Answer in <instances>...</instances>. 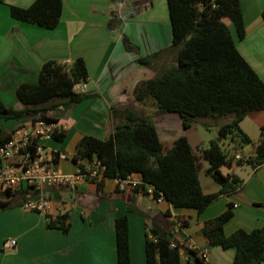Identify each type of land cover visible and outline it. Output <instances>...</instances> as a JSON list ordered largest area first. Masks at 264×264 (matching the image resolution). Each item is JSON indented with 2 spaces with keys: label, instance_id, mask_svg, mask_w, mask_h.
Here are the masks:
<instances>
[{
  "label": "crops",
  "instance_id": "1",
  "mask_svg": "<svg viewBox=\"0 0 264 264\" xmlns=\"http://www.w3.org/2000/svg\"><path fill=\"white\" fill-rule=\"evenodd\" d=\"M33 1L4 0L0 4V98L6 107L20 110L23 106L14 96L15 87L21 81H36L43 62L55 59L69 65L77 57L83 59L88 79L74 89L86 96L48 112L63 126L65 136L61 141L51 138L44 142L50 149L66 153L67 158L58 161L57 169L73 175L78 164L71 155L78 140L84 135L108 137L117 124L124 122L123 113L138 106L134 100L138 83L176 63L169 47L167 2L62 0L61 16L53 28L10 15V5L27 7ZM239 2L245 36L235 39L236 48L264 82V0ZM127 6H132L133 12L118 21V12ZM165 6L167 14L163 12ZM231 32L234 35V28ZM157 54L156 61L148 65L138 62L140 57ZM253 112L264 110L249 112L239 124L252 140L259 137L264 125V121L256 122V136H251L244 123ZM153 115L147 117L155 125L161 142L172 143L174 136L163 140L159 127L171 136L173 128L180 127V117L158 110ZM30 121V115H23L18 119H0V125L10 132ZM240 178L243 184L236 192L219 195L200 213L193 208L175 207L164 198L153 199L152 190L145 186L143 191L141 178L135 173L125 180L106 178L101 187L99 179L89 178L79 180L74 189L48 187L50 205L46 214L22 205L0 210V264H117L115 219L122 214L128 220L130 264H146L145 219L128 207L153 218L171 231L177 241L204 253L207 264H232L235 249L209 246L201 228L204 221L223 212L228 202L235 206L232 218L224 224L226 235L236 227L250 231L263 224L264 165L251 168ZM201 188L204 193L218 190H204L202 185ZM62 212L68 213V232L46 225L47 218L54 219ZM181 221L187 224L181 226ZM10 239L15 244L5 247L4 242ZM186 259V253L181 251V263L185 264Z\"/></svg>",
  "mask_w": 264,
  "mask_h": 264
},
{
  "label": "trees",
  "instance_id": "2",
  "mask_svg": "<svg viewBox=\"0 0 264 264\" xmlns=\"http://www.w3.org/2000/svg\"><path fill=\"white\" fill-rule=\"evenodd\" d=\"M3 2L0 0V4ZM166 2L171 28L169 47L174 51L176 63L140 81L134 90V100L139 103L146 98L152 99L159 112L176 113L183 128L190 127L196 117L228 115L229 120L218 127V138L202 148L199 156L194 154L184 135L176 138L164 153L152 120L135 109H127L122 115L124 122L117 124L108 137L82 136L71 159L79 167L85 159L95 157L100 160L104 169L98 187L106 178L122 180L135 173L141 178L143 191L145 186L151 187L153 199L164 198L175 207L193 208L200 213L216 197L232 194L243 184L234 173L222 174V166L248 164L255 169L264 165V125L260 127L256 141H252L239 125L249 112L264 110V82L236 48L235 39L241 40L245 36L239 0ZM9 10L13 18L53 28L61 16L62 0H34L27 7L10 5ZM223 18L230 20L234 35ZM150 61V56L138 58L143 65L150 64ZM87 79L88 71L81 57L69 65L55 59L46 60L36 81H21L15 87L14 96L22 109L8 108L0 98V119L30 115L32 121L57 122L48 112L64 103L83 99L86 94L75 91L74 86ZM64 136L61 131L54 133L53 138L61 141ZM228 136L231 139L237 137L244 144H253L252 154L244 159L228 155L219 145V140ZM9 138L10 133L0 125V147ZM200 158L208 162L206 172L219 185L215 192L202 191L198 175ZM1 193L8 198L0 199V210L22 205L26 198V191L2 190ZM128 209L146 217V264H182L181 251L187 255L185 264H207L199 250L174 239L171 231L143 212ZM233 209L234 203L228 202L223 212L203 222L201 231L207 244L222 249L234 248L232 264L263 263L264 222L250 231L237 229L226 235L224 224L232 218ZM165 214L170 213L166 211ZM179 223L184 226L187 221ZM46 225L68 232V213L62 212L54 219L47 218ZM115 239L117 264H130L125 214L115 219Z\"/></svg>",
  "mask_w": 264,
  "mask_h": 264
},
{
  "label": "built area",
  "instance_id": "3",
  "mask_svg": "<svg viewBox=\"0 0 264 264\" xmlns=\"http://www.w3.org/2000/svg\"><path fill=\"white\" fill-rule=\"evenodd\" d=\"M61 131L63 126L58 121L31 120L28 124L12 129L9 132V140L0 147V189L12 192L26 191L22 206L30 211L46 214L50 205L48 187L74 189L79 180L102 177L104 167L95 157L83 160L82 167L78 166L73 175L58 171V161L67 158V155L62 151L50 149L44 142L53 138L54 133ZM235 157L239 158V155ZM14 244L12 239L4 242L5 247ZM202 256L206 261L204 253Z\"/></svg>",
  "mask_w": 264,
  "mask_h": 264
},
{
  "label": "rangeland",
  "instance_id": "4",
  "mask_svg": "<svg viewBox=\"0 0 264 264\" xmlns=\"http://www.w3.org/2000/svg\"><path fill=\"white\" fill-rule=\"evenodd\" d=\"M163 12L165 14H167L166 13L167 12L166 6L163 8ZM159 14H162L161 10H159ZM223 21L228 25V27L231 30L233 29V26H232V24L228 18H223ZM170 40H171V38H170ZM163 51L165 53L167 50H162V52ZM150 58H151L152 62H155L156 61L155 58H158V54L156 56H150ZM174 59H175V54H174ZM132 108H134L142 116H152L153 114H155V112L157 110V107H156L154 101L150 98H146L143 102H141V104L139 102L138 106H136V107L132 106ZM167 114L177 115L176 113H167ZM228 120H229L228 115L217 116V117H196L192 121L190 127H188V128H183L182 124H180L179 128L174 127L173 131L171 132L172 133L171 136L168 134L165 135V131L163 132L162 128L161 127H159V128L161 130L160 134H161L163 140L168 139V138L170 139V137H172V136H174V140L181 135L186 136V138H187V140H188V142L192 148V151L194 152V154L199 156L200 150L202 148L207 147L211 140H216L218 138V127ZM260 121L261 122L264 121V112H253V113H250L246 117L244 127L247 130H249L251 136H253V137L256 136V132H257L256 122H260ZM180 122H181V120H180ZM252 134H254V135H252ZM256 140L257 139H254L252 141H256ZM172 144H173V142L167 143L165 140L164 144H163V152L165 153L172 146ZM219 145L221 146L222 150H224L228 155H235L236 156L238 154L243 159L250 156L252 154V151H253V144L241 143L237 137H235L234 139H231V137L228 136L227 138L221 139V140H219ZM199 162H200V170L198 172V175H199V181L201 182L203 189L204 190H212V189H216V188L219 189V185L216 182H214L213 179L211 178V176L208 175L206 172V169L209 166L208 162L204 159H201V158H200ZM250 170H251V166L248 164H244L242 166L233 165L232 167L222 166L220 168L221 173L224 175L227 173L235 172L240 177H245L246 172H248ZM1 191L2 190L0 189V199L8 198L5 195H3L1 193ZM64 196H67V194H64ZM139 215L142 216L141 214H139ZM142 217H145V216L143 215ZM238 224H239V222H238ZM254 228H258V227H254ZM254 228H252V229H254ZM237 229H243V228L236 227V228L232 229L231 233ZM252 229H250V230H252ZM262 264H264V262Z\"/></svg>",
  "mask_w": 264,
  "mask_h": 264
},
{
  "label": "water",
  "instance_id": "5",
  "mask_svg": "<svg viewBox=\"0 0 264 264\" xmlns=\"http://www.w3.org/2000/svg\"><path fill=\"white\" fill-rule=\"evenodd\" d=\"M115 1H122V0H115ZM132 11V6H127L124 10H121L117 14L118 21H122L126 18V16Z\"/></svg>",
  "mask_w": 264,
  "mask_h": 264
}]
</instances>
